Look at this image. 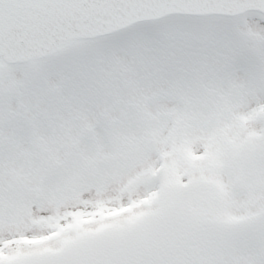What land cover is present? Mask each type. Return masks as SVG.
Returning a JSON list of instances; mask_svg holds the SVG:
<instances>
[{
  "label": "snow or ice",
  "instance_id": "1",
  "mask_svg": "<svg viewBox=\"0 0 264 264\" xmlns=\"http://www.w3.org/2000/svg\"><path fill=\"white\" fill-rule=\"evenodd\" d=\"M0 264H264V0H0Z\"/></svg>",
  "mask_w": 264,
  "mask_h": 264
}]
</instances>
